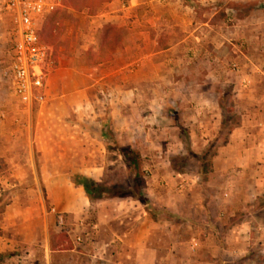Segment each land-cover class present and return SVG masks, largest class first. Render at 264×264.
Returning <instances> with one entry per match:
<instances>
[{
    "label": "rangeland",
    "instance_id": "374dc122",
    "mask_svg": "<svg viewBox=\"0 0 264 264\" xmlns=\"http://www.w3.org/2000/svg\"><path fill=\"white\" fill-rule=\"evenodd\" d=\"M3 2L0 245L17 243L0 264H264V63L242 61L253 38L238 23L264 24L263 0H183L188 20L175 23L168 0H61L38 23L53 55L31 106L14 93L17 26ZM106 25L118 47L101 45ZM128 145L142 201L89 199L80 176L132 186ZM101 202L135 219L100 221ZM42 230L45 254L31 252Z\"/></svg>",
    "mask_w": 264,
    "mask_h": 264
},
{
    "label": "built area",
    "instance_id": "2783aa9c",
    "mask_svg": "<svg viewBox=\"0 0 264 264\" xmlns=\"http://www.w3.org/2000/svg\"><path fill=\"white\" fill-rule=\"evenodd\" d=\"M3 4L17 26L9 64L14 93L22 104L31 106L44 98L46 68L53 55L51 47L40 39L38 23L55 12L61 0H4Z\"/></svg>",
    "mask_w": 264,
    "mask_h": 264
},
{
    "label": "crops",
    "instance_id": "0c3cea01",
    "mask_svg": "<svg viewBox=\"0 0 264 264\" xmlns=\"http://www.w3.org/2000/svg\"><path fill=\"white\" fill-rule=\"evenodd\" d=\"M211 1H213V0H211ZM181 2H183V0H168V2L162 3L163 4L162 5L163 9H165V11L168 13V16H167L168 21L169 20H173L174 23H175L176 20L177 21H182V20H184V21L186 20L187 21L188 20L187 17H185V12H184V8H188V6L183 7L184 5H183V3L181 4ZM263 8H264V0H263ZM256 20L257 19H255V21ZM251 21H252V18H249V17L247 19L244 18V19L238 20L239 24L240 23L241 24H243V23H250L251 24V26H250V24H248L249 26H244V28L247 29L246 32L244 31V33L248 34L250 37L253 38V40L251 42H249L247 44L246 48H245V49H247V52L245 54H241L240 57H241L242 61L244 60L247 64H251V65L254 66L255 63H258V62H260V63L263 62L264 63V24L257 26V25H254ZM202 25H207L208 26V23L207 24L205 22L201 23L200 28L202 27ZM201 32L203 34H205L206 28H201ZM167 33H169V35H170V34L174 33V30L172 28H168V32ZM214 34L209 35L208 39L216 38V37H214L215 36ZM234 34L240 35V33L239 32L237 33V31L236 32L234 31ZM140 35H143V33L141 32ZM188 38H189V36L188 37H184L183 43L188 42L187 41ZM167 40L171 41L173 39H171V37H168ZM171 48L172 47H171V43H170V46H167L166 51H169ZM255 50H256V52H255ZM257 112L259 113L260 111H257ZM260 114L262 115V125H264V109H263L262 113H260ZM130 203H134V201H130ZM108 208H110V210H109L110 212H108L107 214H104L103 212L106 209H108ZM94 209H95V216L100 221L102 219H107V217H109V216H112V215L115 216L116 214H117L116 217H121L122 216L121 217L122 220L120 219V223L122 221H125L126 219H129L131 221L133 219H135L132 215H127L126 212H121V210H119L120 208H118V207L116 208L115 204L112 203V202H108L106 204H103V202H101L100 204H96V208H94ZM123 217H127V218H123ZM104 221L105 220H103V223H104ZM97 226H99V224ZM42 236H43V230H42L41 234L39 233L37 236L29 237L30 241H34V243L30 244V245H32L31 248H30L31 252L32 251H36V250L38 251V249H39L40 251L43 252V254H45V249H44L45 245L43 244V242L45 240H44V237H42ZM124 236H127V234L125 233ZM16 240H17V238L16 239L12 238L10 240L11 243L9 245L8 244L9 240L7 239L5 244L0 245V254L8 252V251L14 249V245H16V243H17ZM40 240H42L41 245H40V242H41ZM41 246H42V249L40 248ZM50 255H51V253H50Z\"/></svg>",
    "mask_w": 264,
    "mask_h": 264
},
{
    "label": "trees",
    "instance_id": "16d2710c",
    "mask_svg": "<svg viewBox=\"0 0 264 264\" xmlns=\"http://www.w3.org/2000/svg\"><path fill=\"white\" fill-rule=\"evenodd\" d=\"M39 36L42 40L40 33ZM120 43L121 39L118 30L111 25L104 26L101 33V45L103 47L112 48L118 47ZM122 155L124 157L125 164L132 176V186L128 187L127 189L120 190L119 192H117L115 189L105 190L102 183H96L88 178L80 176L79 180L75 183L83 189L89 199L101 200L103 199L102 194L107 191L111 196L126 195L128 198L133 200H138L140 202L142 201L143 194L141 189L144 185V179L143 172L141 170V159L139 152L133 146L128 145L122 148ZM59 237L61 236H58V238ZM59 249L66 250L69 249V247L64 246V242L60 240ZM1 259L2 256L0 255V260Z\"/></svg>",
    "mask_w": 264,
    "mask_h": 264
}]
</instances>
